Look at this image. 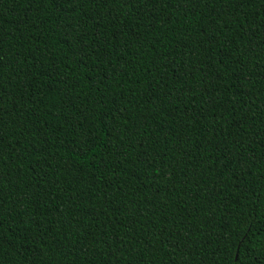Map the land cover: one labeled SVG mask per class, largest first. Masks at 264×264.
<instances>
[{
    "label": "trees",
    "instance_id": "obj_1",
    "mask_svg": "<svg viewBox=\"0 0 264 264\" xmlns=\"http://www.w3.org/2000/svg\"><path fill=\"white\" fill-rule=\"evenodd\" d=\"M0 264H264V0H0Z\"/></svg>",
    "mask_w": 264,
    "mask_h": 264
}]
</instances>
